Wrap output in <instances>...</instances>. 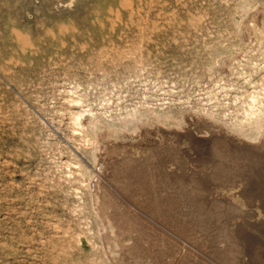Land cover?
Instances as JSON below:
<instances>
[{
    "label": "rangeland",
    "instance_id": "obj_1",
    "mask_svg": "<svg viewBox=\"0 0 264 264\" xmlns=\"http://www.w3.org/2000/svg\"><path fill=\"white\" fill-rule=\"evenodd\" d=\"M254 1L0 0V264H264V239L243 223L231 225L241 246L221 232L235 216V173L195 175L208 155L195 144L248 142L232 131L248 124L245 94L264 69ZM171 133L193 139L178 137L182 160L151 145Z\"/></svg>",
    "mask_w": 264,
    "mask_h": 264
},
{
    "label": "bare ground",
    "instance_id": "obj_2",
    "mask_svg": "<svg viewBox=\"0 0 264 264\" xmlns=\"http://www.w3.org/2000/svg\"><path fill=\"white\" fill-rule=\"evenodd\" d=\"M240 3V2H239ZM261 4H264V0H255L254 1V3L252 4V5H250L249 7L250 8H255V9H260V6H261ZM234 6V5H233ZM235 8H236V6H235ZM227 10V9H226ZM207 11V10H206ZM210 11H211V9H210ZM236 11V10H235ZM197 12V11H196ZM205 12V11H204ZM230 12H232V11H230ZM249 11H247V13H248ZM200 13V12H199ZM217 13V12H216ZM228 13V12H227ZM221 14V13H220ZM223 14V13H222ZM206 15V14H205ZM215 15H217V14H215ZM226 15H228V14H226ZM231 15V14H230ZM217 16H220V15H217ZM216 16V17H217ZM232 16V15H231ZM199 17H202L201 15L199 16ZM206 17V16H205ZM210 17V16H209ZM213 17V16H212ZM225 17V16H224ZM214 18H215V16H214ZM200 19L201 18H199V20L197 19V18H191V21H192V24H198L199 22H201L200 21ZM203 19V18H202ZM220 19V18H219ZM211 20V19H210ZM232 20V19H231ZM218 21V20H217ZM225 21V20H224ZM230 21V20H229ZM252 21V26H251V28L249 29V30H251L250 31V33L251 32H254V33H256V40H257V43L259 44V45H261V47L264 49V8H262L260 11H258V14L251 20ZM209 22V21H208ZM226 22V21H225ZM224 22V23H225ZM240 22V21H239ZM212 23V22H211ZM218 23V22H217ZM223 23V22H222ZM230 24V23H229ZM225 25V24H224ZM223 25V26H224ZM225 27V26H224ZM223 27V28H224ZM222 30V29H221ZM196 31V30H195ZM219 33V32H218ZM223 33V32H222ZM196 34V33H195ZM200 34V33H199ZM210 34V33H209ZM204 35V34H203ZM228 34H226V36H227ZM217 36V35H216ZM218 36H219V34H218ZM201 38H203V36L201 37ZM205 38V37H204ZM203 38V39H204ZM205 40V39H204ZM208 40V39H207ZM210 40V39H209ZM223 40H224V38H223ZM234 43V42H233ZM207 44V43H206ZM215 44V43H214ZM218 45H220L219 43H217ZM222 46V45H221ZM199 47V46H198ZM210 47V46H209ZM217 47V46H216ZM228 47V46H227ZM204 48H206V47H204ZM203 48V49H204ZM212 48V47H211ZM218 48V47H217ZM221 48V47H220ZM226 48V47H225ZM196 50V49H195ZM194 50V51H195ZM198 50V49H197ZM200 50H202V47L200 48ZM206 50V49H205ZM222 50H224L223 49V47H222ZM207 51V50H206ZM233 51V50H232ZM203 52H205V51H203ZM203 52L201 51V54H203ZM210 52H211V49H210ZM223 52V51H222ZM221 52V53H222ZM234 52V51H233ZM206 53V52H205ZM212 53V52H211ZM197 54V53H196ZM231 54V53H230ZM246 54V53H245ZM209 55H210V53H209ZM213 55V54H212ZM211 55V56H212ZM128 56V55H127ZM194 56V55H193ZM198 56H199V54H198ZM248 56V55H247ZM256 56V55H255ZM123 57V56H122ZM195 57V56H194ZM204 57H206V56H204ZM208 57H210V56H208ZM212 58V57H211ZM211 58H209V60L211 59ZM198 59H199V57H198ZM203 59V58H202ZM206 59V58H205ZM213 59V58H212ZM211 59V60H212ZM251 59V58H250ZM209 60H207V61H209ZM196 64V63H195ZM197 65V64H196ZM200 65V64H199ZM204 66V65H203ZM236 66V65H235ZM206 67H208L207 65H206ZM199 68V67H198ZM205 68V67H204ZM263 69V68H262ZM233 70V69H232ZM207 71V70H206ZM222 71V70H221ZM220 71V72H221ZM229 71H231V70H229ZM237 71V70H236ZM243 71V70H242ZM217 72V71H216ZM225 72V71H224ZM223 72V73H224ZM219 73V72H218ZM217 73V74H218ZM221 74V73H220ZM225 74H226V72H225ZM231 74H232V72H231ZM233 74H235V73H233ZM222 75V74H221ZM219 78H220V76H218ZM225 77V76H224ZM216 79V78H215ZM220 80V79H219ZM215 82V81H214ZM218 82V81H217ZM221 83H223V82H221ZM226 83V82H225ZM254 87H253V89H252V91L251 90H249L250 92H247L246 94H245V100H244V107H243V120H244V123H245V121H247V123L248 124H246V125H243V124H239V125H234V126H236L235 127V129L232 131V133L233 134H236V135H241L243 138H245V141L246 140H248V142H245L244 144L245 145H235L233 142H234V140H233V142L230 140V139H228V138H224V137H221V136H213V137H209V138H207L206 139V141H203V142H201L200 144L198 143V142H196V143H198V145L196 146V144H195V148H196V150H198L199 152H201V153H206V154H208L207 155V157H206V159H205V161H204V163L202 164V160L200 161L201 163H199V165H201L199 168H198V171H197V173H195V175L197 174V175H200V177H199V180H200V178H201V176L203 177V178H205V179H216V178H218L217 176H225V177H227L228 176V174H231L232 175V173H235V176L234 175H230L231 177H236L237 176V181L235 182V185H234V189H236V191H237V194H236V196L235 197H233V203H232V205H231V208L233 209V212H232V214L230 213V215H235L232 219L229 217V220H228V216L229 215H227L226 214V212L228 211V209H227V211L225 212H222L221 214H222V216H224L225 214L227 215V220L228 221H230V222H227V220H226V222L227 223H224L225 225L223 226V228H222V231L221 232H223V234L224 233H226V234H228L227 236H229V239L231 238V234L233 233V236H235L234 238H236L235 240H237V239H239L238 240V242H240L238 245H240L241 244V242L243 243V241H244V236H243V234H242V236H239V235H236V232L233 230L234 229V227H233V229L231 228V225H236L237 223H243L244 224V226H246V228L247 229H249V231H251V233L252 234H254V235H257V236H259L261 239H262V242H263V239H264V230H262V229H260V228H257V227H254V226H252L251 225V222L252 221H256V222H263L264 221V69L258 74V76H256V78H255V80H254ZM249 86H250V84H249ZM242 90V89H241ZM243 91H247V90H242V92ZM236 94V93H235ZM236 95H239V94H236ZM242 95V94H241ZM243 96V95H242ZM233 98H235V96L233 97ZM239 99H241L240 97H239ZM232 100V99H231ZM235 100V99H234ZM243 100V99H242ZM231 102V101H230ZM237 102V101H236ZM236 102H234V103H236ZM233 103V102H232ZM243 103V102H242ZM236 104H238V103H236ZM239 104H241V103H239ZM232 105H234V104H232ZM229 106V105H228ZM236 107V106H235ZM240 107V106H239ZM238 108V107H237ZM226 109V108H225ZM236 109V108H235ZM227 111H228V108L226 109ZM241 110V109H240ZM225 111V110H224ZM231 111V110H230ZM223 112V111H222ZM239 112V111H238ZM81 114V113H80ZM195 114V113H194ZM197 114V113H196ZM225 114V113H224ZM233 115V114H232ZM236 115V114H235ZM235 115H233L234 117H235ZM78 116H79V114H78ZM236 116H238V114L236 115ZM232 117V116H231ZM235 119V118H234ZM199 120V119H198ZM210 120V119H209ZM238 120V119H237ZM239 120H241V119H239ZM205 121V120H204ZM235 121V120H234ZM178 122H181V120L180 121H178ZM194 122V121H193ZM200 122H202V120L200 121ZM210 122V121H209ZM203 123V122H202ZM205 123V122H204ZM219 123V122H218ZM235 123H237V122H235ZM234 123V124H235ZM239 123V122H238ZM146 124V123H145ZM208 124V123H207ZM217 124V123H216ZM215 124V125H216ZM224 124V123H223ZM206 125V124H205ZM210 125H212V124H210ZM143 126V125H142ZM206 126H208V125H206ZM221 126H222V123H221ZM220 126V127H221ZM229 127V126H228ZM104 128V127H103ZM205 128V127H204ZM216 128V127H215ZM225 128V127H224ZM114 129V128H113ZM198 129V128H197ZM196 129V130H197ZM220 129V128H219ZM228 129V131H229V129H231V128H227ZM116 130V129H115ZM115 130H112V129H107L106 127L101 131V133H100V138H107V139H111V137H110V135L112 134H114V132L113 131H115ZM199 130V129H198ZM209 130V129H208ZM187 131V130H186ZM220 131V130H219ZM222 131V130H221ZM227 131V132H228ZM155 132V131H154ZM226 132V133H227ZM130 133V132H129ZM135 133V132H134ZM159 133V132H158ZM157 133V134H158ZM166 133V132H165ZM167 133H170V132H167ZM230 133V132H229ZM137 134H139L138 132H137ZM149 134H151V133H149ZM154 134V133H153ZM222 134V133H221ZM232 134V135H233ZM96 135H97V132H96ZM111 135V136H112ZM129 135V134H128ZM160 135V134H159ZM197 135V134H196ZM133 136V135H132ZM176 136H177V138H176ZM183 136V135H182ZM188 136V135H187ZM231 136V135H230ZM150 137V136H149ZM178 137H181V135H173L172 133L170 134V135H168L167 137H166V140H164V141H161L160 139H155L154 140V142L151 144V145H153V147L154 146H157L158 147V145L159 146H162L163 148H165L164 150H166V153H167V155H168V157H170L171 158V160L173 159H176V156H177V154H178V152L180 151L179 149L183 146L182 145V142H180V141H182V140H185V142H188L189 144H190V142H192L193 141V139L190 137H181V139L182 140H180V141H178L177 142V139H178ZM194 137V136H193ZM95 138V137H94ZM176 138V139H175ZM196 139V138H195ZM106 140V139H105ZM101 141V143H102V139L100 140ZM110 141V140H109ZM194 141H198V140H194ZM200 141V140H199ZM111 142V141H110ZM156 142H158L157 144H155ZM90 143V142H89ZM94 143V142H93ZM95 143H96V141H95ZM98 143V142H97ZM105 144V143H104ZM108 144H109V142H108ZM111 144V143H110ZM185 144V143H184ZM187 144V143H186ZM185 144V145H186ZM103 145V144H102ZM112 145L114 146H116L117 145V147H119V149L120 148H123V149H125V150H127V151H129V150H136V151H140V153L142 152V151H144L145 150V147L144 146H142V145H139V144H137V143H134V142H129V143H123V142H120L119 144L118 143H113V141H112ZM111 145V146H112ZM146 145H148L147 143H146ZM182 145V146H181ZM191 146H192V143L190 144ZM112 146V147H113ZM188 146V145H187ZM150 148V152H152V149H151V147L152 146H149ZM194 147V146H193ZM103 148V147H102ZM155 148V147H154ZM153 148V149H154ZM160 148V147H159ZM183 148V147H182ZM188 148H190V147H188ZM192 148V147H191ZM190 148V149H191ZM114 149V148H113ZM187 149V148H186ZM189 149V150H190ZM156 151L158 150V148H156L155 149ZM182 150V149H181ZM185 150V148L183 149V151ZM124 151V150H123ZM146 151H147V149H146ZM159 151H160V149H159ZM188 151V150H187ZM193 151H195V150H193ZM153 152H154V150H153ZM152 152V153H153ZM191 152H192V150H191ZM190 152V153H191ZM145 153H147V152H145ZM196 154H197V151L195 152ZM180 154V153H179ZM178 154V155H179ZM200 154V153H199ZM199 154H197V155H199ZM164 155H166V154H164ZM197 155H195L194 154V156H197ZM202 155V154H201ZM180 156V155H179ZM184 156V155H183ZM193 156V155H192ZM200 156V155H199ZM204 156H206V155H203V157ZM167 157V158H168ZM181 157V160H182V155L180 156ZM180 157H179V159H180ZM191 157V156H190ZM142 158V157H141ZM184 159H186L185 158V156L183 157ZM140 159V158H139ZM99 160V159H98ZM150 160V159H149ZM175 161V160H174ZM179 161V160H178ZM188 161V160H187ZM138 162V161H137ZM186 162V161H185ZM175 163V162H174ZM188 163H191V162H188ZM176 165H178L177 164V161H176V163H175ZM180 165V164H179ZM184 165H186L185 163H184ZM199 165H197V167L199 166ZM138 166V165H137ZM189 166V165H188ZM194 166V165H193ZM181 167H183L182 166V164H181ZM185 167H187V166H185ZM191 167H192V165H191ZM197 167H196V169H197ZM239 168V170H240V172H237V169ZM141 169V168H140ZM148 169V168H147ZM188 169V168H187ZM191 168H189L188 170H190ZM192 169H193V167H192ZM190 170V171H187V172H191V175H193L192 174V172H193V170ZM195 169V170H196ZM137 170V169H136ZM142 170V169H141ZM238 170V171H239ZM117 171V170H116ZM170 171V170H169ZM176 171H178V170H176ZM183 171V176L184 175H186V174H184V169L182 170ZM186 171H185V173H186ZM113 172V171H112ZM137 172H138V170H137ZM145 172V171H144ZM175 172V171H174ZM173 172V174H177V173H174ZM179 172H180V170H179ZM178 172V173H179ZM147 173V172H146ZM140 174V173H139ZM145 174V173H144ZM188 174V173H187ZM153 175V174H152ZM179 175V174H178ZM177 175V176H178ZM191 175H190V177H191ZM194 175V176H195ZM240 175H242V177H240ZM154 176V175H153ZM193 176V177H194ZM145 177V176H144ZM157 177V176H156ZM164 177V176H163ZM162 177V178H163ZM186 177V176H185ZM189 177V176H188ZM187 177V178H188ZM196 177V176H195ZM224 177V178H225ZM230 177V178H231ZM138 178V177H137ZM164 178H166V177H164ZM171 178H173V177H171ZM183 178L184 177H182V179H179V181H182L183 180ZM140 179V178H139ZM142 179V178H141ZM144 179V178H143ZM186 179V178H185ZM204 179V180H205ZM219 179H221L220 177H219ZM223 179V178H222ZM197 180H198V176H197ZM228 180V179H227ZM233 180V179H232ZM231 180V181H232ZM171 181V180H170ZM176 181V180H175ZM174 181V182H175ZM190 181V180H189ZM201 181H203V179L201 180ZM201 181H200V183H201ZM212 181V180H211ZM210 180L208 181H205V183H208V182H211ZM160 182V181H159ZM167 182H169V181H167ZM184 182V181H183ZM194 182V181H193ZM225 182V181H224ZM223 182V183H224ZM228 182H230V181H228ZM163 183H164V181H163ZM192 183V182H191ZM197 183H198V181H197ZM197 183L195 184V185H197ZM212 183H213V181H212ZM219 183V182H218ZM221 183V182H220ZM232 183H234V182H232ZM231 183V184H232ZM157 184V183H156ZM183 184V183H182ZM186 184V183H185ZM201 184H203V183H201ZM215 184V182L213 183V185ZM231 184H229V185H231ZM159 185V184H158ZM176 185V184H175ZM180 185V184H179ZM199 185V184H198ZM208 185V184H207ZM220 185V184H219ZM165 186V185H164ZM201 186H205V185H201ZM224 186H225V184H224ZM258 186H261L260 187V190H263L261 193H257V187ZM178 187V186H177ZM199 187H200V185H199ZM216 187V186H215ZM220 187H221V185H220ZM220 187H216V188H220ZM223 187V186H222ZM227 187V186H226ZM230 187V186H229ZM228 187V188H229ZM122 188V187H121ZM195 188V187H194ZM198 188V187H197ZM224 188V187H223ZM227 188V189H228ZM230 188H232V187H230ZM255 188H256V192H255ZM262 188V189H261ZM161 189V188H160ZM186 189V188H185ZM199 189V188H198ZM197 189V190H198ZM201 189V188H200ZM221 189V188H220ZM209 190V189H208ZM223 190V189H222ZM229 190V189H228ZM230 190H233V188L232 189H230ZM229 190V191H230ZM128 191V190H127ZM169 191V190H168ZM199 191V190H198ZM197 191V192H198ZM224 191H225V189H224ZM227 191V190H226ZM229 191L228 192H226L227 194L229 193ZM182 192V191H181ZM199 192H201V191H199ZM248 193V194H250V199L249 200H247L246 198H245V193ZM260 192V191H259ZM125 193V192H124ZM135 193V192H134ZM136 193H137V191H136ZM186 193V192H185ZM188 193V192H187ZM190 193V192H189ZM204 193H205V191H204ZM174 194V193H173ZM179 194V193H178ZM200 194H203V193H200ZM199 194V195H200ZM208 194H209V191H208ZM234 194V195H235ZM124 195V194H123ZM169 195V194H168ZM172 195V194H171ZM180 195V194H179ZM247 195V194H246ZM176 196V195H175ZM191 196V195H190ZM204 196V195H203ZM211 196H213V195H211ZM229 196V195H228ZM249 196V195H248ZM247 196V197H248ZM156 197V196H155ZM164 197V196H163ZM170 197V196H169ZM200 197H202L201 195H200ZM205 197H206V195H205ZM225 197V196H224ZM231 197H232V195H231ZM199 198V197H198ZM203 198V197H202ZM225 198H227V197H225ZM230 198V197H229ZM249 198V197H248ZM161 199V198H160ZM200 199V201H201V198H199ZM209 199H210V197H209ZM228 199V198H227ZM231 199V198H230ZM133 200V199H132ZM197 200V199H196ZM211 200V199H210ZM213 200V199H212ZM211 200V201H212ZM229 200V199H228ZM159 201V200H158ZM162 201V200H161ZM173 201V200H172ZM172 201H171V204H172ZM179 201V200H178ZM198 202H199V200H197ZM211 201H208V203L207 204H209V202L211 203ZM166 202V201H165ZM185 201H183V203H184ZM197 202V203H198ZM201 202H204L205 203V200L204 201H201ZM213 202H215V201H213ZM231 202V201H230ZM167 203V202H166ZM100 204H101V202H100ZM102 204H103V202H102ZM141 204V203H140ZM165 204V203H164ZM177 204V203H176ZM187 204V203H186ZM199 205H201L200 204V202L198 203ZM218 204V203H217ZM157 205V204H156ZM170 205V204H169ZM191 205V204H190ZM206 205V204H205ZM214 205H215V203H214ZM223 205L224 204H222V205H220V203L218 204V207L219 206H222V208H223ZM230 205V204H229ZM99 206H101V205H99ZM158 206V205H157ZM187 206V205H186ZM193 206V205H192ZM195 206H197V205H195ZM211 206H213V205H211ZM210 206V204H209V206L208 207H211ZM156 207V206H155ZM161 207V206H160ZM170 207V206H169ZM168 207V208H169ZM189 207V206H188ZM199 207V206H198ZM201 207V206H200ZM204 207V206H203ZM206 207V206H205ZM207 207V208H208ZM214 207V206H213ZM225 208L226 207H228V205H226V206H224ZM194 208V207H193ZM202 208V207H201ZM159 209V208H158ZM184 209V208H183ZM197 209V208H196ZM212 209H216V208H212ZM211 208H210V210H212ZM218 209V211H219V208H217ZM117 210V209H116ZM176 210V209H175ZM180 210V209H179ZM201 210V209H200ZM209 210V209H208ZM223 210V209H222ZM167 211H169V210H167ZM197 211H199V210H197ZM103 212H104V210H103ZM116 212V211H115ZM121 212V211H120ZM125 212V211H124ZM175 212V211H174ZM185 212V211H184ZM195 212V211H194ZM202 211H200V213H201ZM204 213H205V211H203ZM213 212V211H212ZM215 212V211H214ZM219 212H221V211H219ZM231 212V211H230ZM100 213V212H99ZM116 213H119V212H116ZM128 213H129V211H128ZM172 213V212H171ZM198 213V212H197ZM199 213V214H200ZM207 213H208V211H207ZM209 213H211V211H209ZM216 213V212H215ZM223 213H224V215H223ZM228 213V212H227ZM103 214V213H102ZM216 214H218V213H216ZM220 214V213H219ZM218 214V215H219ZM220 214V215H221ZM117 215V214H116ZM115 215V216H116ZM198 215V214H197ZM204 215V214H203ZM202 215V216H203ZM215 215V214H214ZM225 215V216H226ZM100 216V215H99ZM104 216V215H103ZM183 216V215H182ZM181 216V217H182ZM188 217V216H187ZM200 217V216H199ZM204 217V216H203ZM221 217V216H220ZM165 218V217H164ZM212 218V217H211ZM226 218V217H225ZM112 219H114V217H112ZM207 220L209 219L208 217L206 218ZM206 219H205V221H206ZM221 219H223V217L221 218ZM217 220V219H216ZM224 220V219H223ZM116 221V220H115ZM204 221V222H205ZM203 222V223H204ZM175 223V222H174ZM173 223V224H174ZM195 223V222H194ZM197 223H198V221H197ZM211 223V222H210ZM209 223V224H210ZM219 223V222H218ZM254 223V222H253ZM252 223V224H253ZM264 223V222H263ZM184 224V223H183ZM182 224V225H183ZM221 224V223H220ZM220 224H218V226H220ZM212 225V224H211ZM242 225V224H241ZM260 225H261V223H260ZM202 226H205V225H202ZM215 226V225H214ZM213 226V227H214ZM217 226V225H216ZM222 226V225H221ZM221 226H220V230H221ZM237 226H238V224H237ZM256 226H257V224H256ZM170 227V226H169ZM173 227V226H172ZM206 227V226H205ZM212 227V226H211ZM184 228V227H183ZM209 228H210V226H209ZM202 229V228H201ZM218 229V227H216V229L215 230H217ZM244 229H245V227H244ZM185 230V229H184ZM199 230V229H198ZM246 230V229H245ZM247 231V230H246ZM217 232V231H216ZM218 232H220L219 230H218ZM217 232V233H218ZM184 233V232H183ZM248 233H250V232H248ZM185 234V233H184ZM188 234V233H187ZM252 234H250L251 236H253ZM208 235H209V233H208ZM220 235V234H219ZM204 236V235H203ZM212 236V235H211ZM210 236V237H211ZM214 236V235H213ZM217 236V235H216ZM224 236H225V234H224ZM223 236V237H224ZM221 237V236H220ZM219 237V238H220ZM222 238V237H221ZM220 238V239H221ZM226 238H228V237H226ZM234 238H233V240H234ZM251 238V237H250ZM250 238H249V235H248V239L250 240ZM225 239V238H224ZM223 239V240H224ZM247 239V240H248ZM254 239H256L255 237H254ZM259 239V238H258ZM232 240V239H231ZM231 240H230V243H231ZM251 240H253V238L251 239ZM257 240V239H256ZM260 240V239H259ZM259 240H257V242L259 241ZM235 242V241H234ZM234 242H232L234 245H237V244H235ZM237 242V243H238ZM256 242V241H255ZM260 242V241H259ZM211 243V242H210ZM215 243V242H214ZM250 242H248V244H249ZM251 243H252V241H251ZM264 243V242H263ZM213 244V243H212ZM233 244H231L232 245V247H233ZM254 244H256V243H253V245ZM231 245H230V247H231ZM237 245V246H238ZM244 245H246V246H249V245H247V244H244ZM241 246V245H240ZM240 246L238 247V249L240 248ZM246 246H242L241 248H242V250L240 249V250H238V252H237V254L238 255H243V254H240L241 253V251H243L244 249V247H246ZM231 247V248H232ZM250 247V246H249ZM249 247H247V249L249 248ZM252 247V246H251ZM250 247V248H251ZM231 248H229L228 249V254H229V250L231 249ZM234 248V247H233ZM232 248V249H233ZM236 248V247H235ZM223 249H225V248H223ZM252 249V248H251ZM222 250V249H221ZM250 250V249H249ZM246 251V250H245ZM248 251V250H247ZM245 252V253H248V252ZM224 252H225V250H224ZM223 253V252H222ZM232 253L234 254V252L233 251H231V257L233 256L232 255ZM243 253V252H242ZM244 253V254H245ZM236 254V256H238ZM255 254V253H254ZM258 254V253H257ZM259 254H260V252H259ZM258 254V256H260ZM222 255V254H221ZM224 255V254H223ZM222 255V256H223ZM225 255H227V253L225 254ZM263 255V254H262ZM244 256V255H243ZM239 257V256H238ZM237 257V258H238ZM261 257V256H260ZM260 257H258V259L259 260H261L262 258H260ZM223 258H224V256H223ZM228 258V257H227ZM243 258V257H242ZM234 259V258H233ZM232 259V260H233ZM239 259V258H238ZM238 259H236L237 261H238ZM241 259V258H240ZM239 259V260H240ZM256 259H257V257H256ZM221 260H223V259H221ZM224 260H226V259H224ZM235 260V259H234ZM245 260H247L246 259V257H245ZM236 261V262H237ZM249 260H247L246 262H248ZM262 261V260H261ZM224 262V261H223ZM229 262H231V260H229ZM229 262H227L228 264H231V263H229ZM243 262V261H242ZM241 262V264H243ZM263 262V261H262ZM234 262H232V264H233ZM245 263V262H244ZM249 263V262H248ZM235 264V263H234ZM239 264H240V262H239Z\"/></svg>",
    "mask_w": 264,
    "mask_h": 264
}]
</instances>
